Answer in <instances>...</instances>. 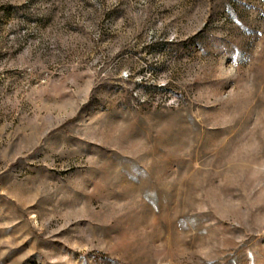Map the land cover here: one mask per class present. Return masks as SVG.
I'll return each mask as SVG.
<instances>
[{
	"label": "rangeland",
	"instance_id": "obj_1",
	"mask_svg": "<svg viewBox=\"0 0 264 264\" xmlns=\"http://www.w3.org/2000/svg\"><path fill=\"white\" fill-rule=\"evenodd\" d=\"M0 264H264V0H0Z\"/></svg>",
	"mask_w": 264,
	"mask_h": 264
}]
</instances>
